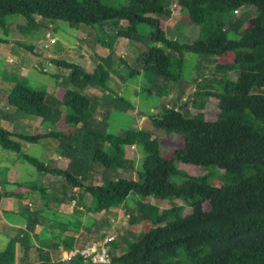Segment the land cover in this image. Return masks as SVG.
<instances>
[{
  "label": "trees",
  "instance_id": "1",
  "mask_svg": "<svg viewBox=\"0 0 264 264\" xmlns=\"http://www.w3.org/2000/svg\"><path fill=\"white\" fill-rule=\"evenodd\" d=\"M171 1L125 0L109 5L102 0H0V27L13 15H21L27 26L41 28L55 29L58 21L76 29L86 25L95 30L98 41L107 49L105 55L97 57L92 71L72 61L49 57V63L68 70L60 82L59 75L52 74L55 83L64 88L60 96L22 81L14 82L7 91L8 107L21 115L38 117L49 129L24 134L0 127V147L18 153L40 176H60L64 182L61 193L51 181L40 186L35 181L13 182L37 190L41 203L32 210L26 204L17 209L24 220V231L8 238L0 250V264H26L30 250L37 254L40 264H93L78 256L65 261L50 256V247H72L75 235L64 232H77L82 224L76 218L57 220L56 210L48 202L59 205L66 199L74 200V189L78 191V204L85 193L90 196L85 208L92 213L120 207L129 194L170 203L166 208L141 200L134 203L128 214L130 222L145 220L151 226L134 240L115 234L108 242L111 264H264V173L254 172L255 164L264 163V0H177V13L184 11L187 19L179 21L174 29L160 25L161 19L176 17ZM251 7L249 14L246 9ZM237 11L240 13L236 15ZM141 23L148 27L143 44L149 45L130 61L115 52V42L119 37H140ZM187 23L197 27V36L190 42L180 41ZM229 33L234 36L229 37ZM16 42L35 53L32 44ZM185 52L199 54L205 60L230 52L232 60L215 64L220 71L217 76L199 74V98L191 96L164 104L159 112L149 115L152 128L181 134L183 145L165 157L152 131L107 130L105 120L111 110L133 109L111 89V75L118 74L125 82L143 73L148 77V89L143 90L166 95L169 83L181 80ZM228 71L234 76H228ZM93 88L107 96L89 95L87 91ZM209 97L215 98L217 107L212 120L205 118L203 110ZM189 104L197 111L189 112L185 108ZM60 120L65 127L55 129ZM42 138L57 142L58 151L67 158L64 167H49L22 152L19 140L37 142ZM135 146L144 153L136 179L113 178L114 171L134 169V158L126 152ZM180 163L203 171L189 174L179 168ZM96 164L104 174L100 184L89 179ZM209 166L213 169H206ZM174 176L182 181L172 180ZM212 178L220 184H211ZM5 183L8 181L0 177V199ZM205 202L208 209L203 208ZM185 204L191 208L188 213H184ZM49 213L55 231L47 230ZM37 224L44 226L40 232L43 236L34 232ZM120 247L125 251L115 254Z\"/></svg>",
  "mask_w": 264,
  "mask_h": 264
},
{
  "label": "rangeland",
  "instance_id": "2",
  "mask_svg": "<svg viewBox=\"0 0 264 264\" xmlns=\"http://www.w3.org/2000/svg\"><path fill=\"white\" fill-rule=\"evenodd\" d=\"M103 3L109 5H120L125 0H102ZM170 8L175 11L176 17L168 20L161 19V27L174 29L179 21L187 19L186 13L183 11L180 14L177 11L180 4L177 0L170 2ZM249 14H252V7L246 9ZM237 11L235 14H239ZM178 14V15H177ZM159 17L158 15H156ZM125 24V22H123ZM3 28H8L4 29ZM183 36H179L180 41H192L197 36V27L191 24H184ZM147 25L141 23L138 26V34L140 37L126 39L119 37L115 42V52L119 55H124L127 60H132L144 45H149L145 41L147 33ZM49 34V37L46 36ZM168 34V32H167ZM229 37L234 35L229 33ZM54 38L53 43H49L48 38ZM0 127L5 129L22 132L24 134L43 133L49 129L45 123H41L40 119L33 115H21L19 111L12 109L6 105V94L8 89L16 81H22L26 85L33 88H45L50 93L60 96L64 91L63 86L55 83L52 74H58L59 82L66 78L68 70L55 66L48 62L50 56H56L68 61H72L82 65L86 70L92 71L97 58L96 54L102 52V45L95 35V30L89 26L81 25L79 28H71L64 21H58L55 24V29L51 26L35 27L27 26L25 19L21 15H13L7 18V24L0 27ZM16 40L32 44L34 51L32 53L20 46ZM202 56L196 53H184V66L181 80L178 83H169L166 95L158 96L155 93H148L143 89H148L147 76L141 73L133 79L122 81L118 74H112L109 84L111 89L119 93L123 98L133 105V109L122 112L119 110H111L105 122L107 130L117 133L126 128L145 129L153 132L159 145V152L162 156L168 157L172 150L183 145L181 134L175 132H166L163 129L152 128L149 124V115L159 112L164 104L172 105L177 100H187L191 96L199 98L197 93L200 87L199 74L206 76H217L220 71L215 68L217 62L224 63L232 60V53L228 52L220 56H214L211 59H201ZM210 60V61H209ZM118 67V66H117ZM43 70V71H42ZM228 76H234L231 72H227ZM91 89L87 93L91 96H107L106 92L100 89ZM93 90V91H92ZM189 112H196L197 108H193L190 104L185 107ZM101 110L102 107H99ZM204 112L206 119H215L217 114L216 100L209 97L205 101ZM141 115H144L141 117ZM101 116H99L100 118ZM65 124L60 120L55 129H63ZM147 130V131H148ZM21 142L22 152L37 157L43 160L49 167H64L67 163V158L58 151V144L52 138H42L37 142ZM127 156L134 158V169H121L112 172V177L117 178L123 176L126 178L136 179V171L141 169L144 153L140 147H128ZM256 165V166H255ZM254 167L255 173H264V163H257ZM179 168L184 169L189 174H195L203 171L197 166L180 163ZM206 169H213L209 166ZM102 168L96 164L94 172L89 176L91 182L100 184ZM0 177L5 178L8 183L4 184V196H2V205L0 207V250L4 248L7 239L4 231H11V234L16 230L17 236L24 231V220L17 213V209L26 204L32 210L40 206L41 199L37 194V190H29L25 186H17L16 183H27L35 181L38 186L47 181L55 182L58 193H61L62 183L64 179L60 176H40L35 168L19 158L18 153L2 149L0 147ZM172 180L180 183L182 178L174 176ZM210 183L219 185L217 179H211ZM78 190V189H77ZM8 191H12L8 194ZM74 200L66 199L59 205L53 201L48 202L50 207L56 210L57 220L65 221L66 219H80L81 226L77 232L70 230L64 232V235H75V245L89 244L93 241L102 240L110 231L115 234H125L131 240L136 239L141 232L147 230L151 223L149 221H141L139 223H131L128 214L130 208L134 207V203L138 200L150 202L160 208H166L170 205L168 200L156 198L153 196L140 197L138 195L129 194L126 201L120 207H112L109 211H101L99 213L87 212L86 206L90 202V196L85 193L82 198V205L77 203V193ZM60 195V194H59ZM177 203L180 199L175 200ZM203 208L208 209V203H203ZM190 206L185 204L184 213L190 211ZM16 210V211H14ZM1 212H3L1 214ZM50 226L47 230H57L54 225L52 215L48 214ZM17 226H9L6 223ZM47 223V224H48ZM13 224V225H14ZM17 227V228H16ZM44 226L42 224L35 225L34 232L43 236L40 232ZM13 230V231H12ZM15 234V233H14ZM37 236H34V241L37 242ZM62 246L55 248L50 247L49 252L53 260L59 259L61 256ZM125 247H120L115 250V254H122ZM19 253H17L18 258ZM17 264H20L17 262ZM26 264H40L38 256L30 250L29 262Z\"/></svg>",
  "mask_w": 264,
  "mask_h": 264
},
{
  "label": "built area",
  "instance_id": "3",
  "mask_svg": "<svg viewBox=\"0 0 264 264\" xmlns=\"http://www.w3.org/2000/svg\"><path fill=\"white\" fill-rule=\"evenodd\" d=\"M49 37V34L46 33ZM49 43L54 42V38H48ZM114 234L106 235L102 240L93 241L89 244L73 245L70 248H62L59 260L65 261L73 257H80L83 261L93 264H111L108 242L113 239Z\"/></svg>",
  "mask_w": 264,
  "mask_h": 264
},
{
  "label": "crops",
  "instance_id": "4",
  "mask_svg": "<svg viewBox=\"0 0 264 264\" xmlns=\"http://www.w3.org/2000/svg\"><path fill=\"white\" fill-rule=\"evenodd\" d=\"M35 49H34V47H33V51H34ZM35 52V51H34ZM36 53V52H35ZM107 53V49L105 48V47H103L102 46V52L101 53H97L96 54V58L98 57V56H103V55H105ZM51 57V56H50ZM91 90V89H90ZM95 90V89H94ZM93 91V90H92ZM119 94V93H118ZM100 110V109H99ZM141 117H143V116H141ZM148 130V129H147ZM1 205H2V198L0 199V207H1ZM0 211H2V210H0ZM14 211H16V210H14ZM3 212H1V214H2ZM7 225H9V226H17V227H19L17 224H14L13 222H12V225L11 224H9V223H6ZM14 224V225H13ZM22 226H24V224L22 225ZM1 227V226H0ZM16 227V228H17ZM1 229V228H0ZM13 231V230H12ZM15 233V234H14ZM11 234V231L9 230L8 232L7 231H4V235L5 236H7L6 237V239L8 240V238L9 237H15V236H17V234H18V232L15 230L13 233H12V235H10ZM17 253H19L18 252V249H17ZM17 253H16V255H17Z\"/></svg>",
  "mask_w": 264,
  "mask_h": 264
}]
</instances>
